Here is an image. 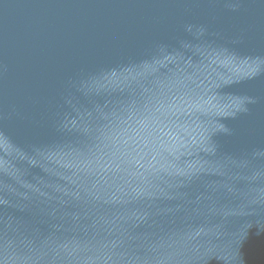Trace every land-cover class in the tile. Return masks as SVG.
I'll return each mask as SVG.
<instances>
[{
    "label": "water",
    "instance_id": "95a60500",
    "mask_svg": "<svg viewBox=\"0 0 264 264\" xmlns=\"http://www.w3.org/2000/svg\"><path fill=\"white\" fill-rule=\"evenodd\" d=\"M0 264H264V0H0Z\"/></svg>",
    "mask_w": 264,
    "mask_h": 264
}]
</instances>
